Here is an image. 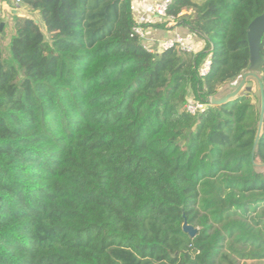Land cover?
<instances>
[{
  "label": "trees",
  "instance_id": "trees-1",
  "mask_svg": "<svg viewBox=\"0 0 264 264\" xmlns=\"http://www.w3.org/2000/svg\"><path fill=\"white\" fill-rule=\"evenodd\" d=\"M22 3L40 22L0 12V264L263 260L256 79L195 115L184 105L235 88L264 0H171L172 21L139 23L187 29L194 52L148 50L132 0ZM259 52L264 92V35Z\"/></svg>",
  "mask_w": 264,
  "mask_h": 264
},
{
  "label": "water",
  "instance_id": "water-1",
  "mask_svg": "<svg viewBox=\"0 0 264 264\" xmlns=\"http://www.w3.org/2000/svg\"><path fill=\"white\" fill-rule=\"evenodd\" d=\"M4 22H0V32H2ZM264 35V12L258 16H256L248 25L247 27V40H248V47H249V54H250V67L246 70L237 85L234 89L227 92L224 96L220 98H216L215 96H209L206 98V101L210 103V105H220L225 103L226 101L230 100L237 96L243 89L245 82L248 78L252 77L256 79L258 83L259 89V97H260V108H259V116H258V123L257 129L254 137V142L251 150V155L253 157L254 151L256 148L258 137L261 133L262 127V120H263V112H264V92L262 86V78H261V68H262V57L259 52V45L260 41ZM2 38V35L0 36ZM257 166H264L262 164H256ZM184 229L188 232V234L193 237L196 233V228L186 225Z\"/></svg>",
  "mask_w": 264,
  "mask_h": 264
},
{
  "label": "built area",
  "instance_id": "built-area-1",
  "mask_svg": "<svg viewBox=\"0 0 264 264\" xmlns=\"http://www.w3.org/2000/svg\"><path fill=\"white\" fill-rule=\"evenodd\" d=\"M14 5L18 6L22 3V0H9ZM148 2V3H147ZM144 7L145 12L154 20V21H165L174 19V16L167 14V8L171 3V0H147ZM148 4V6H147ZM136 20V19H135ZM142 18L136 20V25L132 28L133 32L137 34L142 40L146 39V30L143 29L139 23L145 22ZM196 42L192 41V36L190 34H180L175 33L169 37H166L164 40L159 42L157 46V51H161L163 49L174 47L180 51L185 52H194ZM148 50H152V46H146ZM210 61L208 58H205L202 64L199 67V74L205 75L209 69ZM209 105L208 102H200L193 99H189L184 108L186 112L190 115H195L198 112L203 111Z\"/></svg>",
  "mask_w": 264,
  "mask_h": 264
},
{
  "label": "crops",
  "instance_id": "crops-1",
  "mask_svg": "<svg viewBox=\"0 0 264 264\" xmlns=\"http://www.w3.org/2000/svg\"><path fill=\"white\" fill-rule=\"evenodd\" d=\"M143 4V5H142ZM132 8L134 19L138 20L142 18L143 20L150 21L153 20L144 10L146 6L145 3H142L141 0H132ZM0 12L3 17H7L8 14H16L18 16L33 18L37 22H40L38 14L33 11L28 5L21 3L16 6L9 0H0ZM7 15V16H6ZM188 30L181 27L175 26L172 29H161V28H149L146 30V44L153 49H157L159 42L164 40L166 37H169L175 33L184 34L187 33ZM196 43L199 48H201L202 42L200 39L196 38ZM248 264H264L263 260H248Z\"/></svg>",
  "mask_w": 264,
  "mask_h": 264
},
{
  "label": "rangeland",
  "instance_id": "rangeland-1",
  "mask_svg": "<svg viewBox=\"0 0 264 264\" xmlns=\"http://www.w3.org/2000/svg\"><path fill=\"white\" fill-rule=\"evenodd\" d=\"M141 2H142V3H146L147 0H141ZM147 3H148V2H147ZM142 5H143V4H142ZM147 6H148V4H147ZM7 14L9 15L10 13H7ZM6 16H7V15H6ZM11 33H12V29H11V27L9 26L7 29H5V36H4V39H3V41H2V48H3V51H4V52H7V44H8V40H9V37H10ZM195 44H196V45H195V50L197 51V50H199V46H198L197 43H195ZM233 84H234V81H233L230 85H226V84L222 85L221 88H219V92H218V94H217L216 97H221V96H223L225 93H227V92L232 88ZM249 88L254 89L253 86H251V87H249ZM249 88L245 86V87H243V90H244V91H248Z\"/></svg>",
  "mask_w": 264,
  "mask_h": 264
}]
</instances>
